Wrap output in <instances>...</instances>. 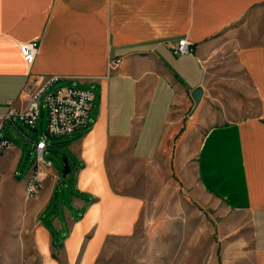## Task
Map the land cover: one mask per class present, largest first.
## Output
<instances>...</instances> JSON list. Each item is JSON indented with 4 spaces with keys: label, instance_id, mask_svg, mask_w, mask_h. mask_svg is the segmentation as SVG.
Instances as JSON below:
<instances>
[{
    "label": "crops",
    "instance_id": "1",
    "mask_svg": "<svg viewBox=\"0 0 264 264\" xmlns=\"http://www.w3.org/2000/svg\"><path fill=\"white\" fill-rule=\"evenodd\" d=\"M181 39L193 53H174ZM32 41L40 48L30 65L20 45ZM51 76L94 89L91 126L50 143L42 112L34 126L7 121L0 131L12 142L0 157V188L17 184L25 194L41 141L45 157L56 148L70 161L65 176L45 159L43 188L28 199L40 264H99L109 240L132 238L148 168L166 160L182 171L183 135L198 127L184 182L196 180L220 206L227 235L248 230L253 252L264 254V0H0V116L25 108L30 89Z\"/></svg>",
    "mask_w": 264,
    "mask_h": 264
},
{
    "label": "rangeland",
    "instance_id": "2",
    "mask_svg": "<svg viewBox=\"0 0 264 264\" xmlns=\"http://www.w3.org/2000/svg\"><path fill=\"white\" fill-rule=\"evenodd\" d=\"M66 83H57L49 92ZM42 115L47 119L46 108ZM188 116L192 117L191 112ZM186 133L184 146L190 153L185 168L180 171L166 160L159 161V166L150 165L146 204L136 234L129 239L109 240L99 264H264V254L252 250L248 230L237 237L227 235L222 230L220 206L199 192L196 180L190 188L184 182V172L187 176L188 171H193L197 160L193 156L203 132L198 127ZM46 138L50 143L58 140ZM181 156H184L182 152ZM65 158L56 148L45 157L53 162L52 168L60 166L61 174ZM29 168L23 166L21 171L28 172ZM58 192L59 204L63 206L68 202L67 191L63 192L59 184ZM56 200L50 212H54ZM32 212L26 191L24 194L19 185L0 188V264H40L29 244L34 222ZM54 214L63 217L62 211ZM236 239H240L239 247Z\"/></svg>",
    "mask_w": 264,
    "mask_h": 264
},
{
    "label": "built area",
    "instance_id": "3",
    "mask_svg": "<svg viewBox=\"0 0 264 264\" xmlns=\"http://www.w3.org/2000/svg\"><path fill=\"white\" fill-rule=\"evenodd\" d=\"M40 48L38 41H32L20 45L24 60L28 64L36 61ZM194 44L188 39H181L173 49L176 55L193 53ZM120 59L112 60L110 67L117 68ZM58 76L43 79L41 83L32 87L28 94V103L25 108L11 107L0 116V131L7 121H21L29 126H34L39 119L43 108L47 109L48 128L52 137H66L75 134L79 130L88 129L93 121L92 106L95 98L93 88H85L77 85L58 86L49 92L59 81ZM12 147V142L7 137L0 136V157ZM36 153L33 157V167L26 183V197L36 199L42 188V167L45 163L46 141L36 145ZM49 165L52 161L47 162Z\"/></svg>",
    "mask_w": 264,
    "mask_h": 264
},
{
    "label": "water",
    "instance_id": "4",
    "mask_svg": "<svg viewBox=\"0 0 264 264\" xmlns=\"http://www.w3.org/2000/svg\"><path fill=\"white\" fill-rule=\"evenodd\" d=\"M203 92L204 91H203L202 88H197V89H195L193 91L192 97L195 100V107L193 109V112L198 108V106H199V104H200V102L202 100V97H203ZM46 135L48 137H50V138L52 137L50 135V130L49 129L47 130ZM69 172H70V161H69V158H65V173H64V175L66 176L67 173H69Z\"/></svg>",
    "mask_w": 264,
    "mask_h": 264
}]
</instances>
